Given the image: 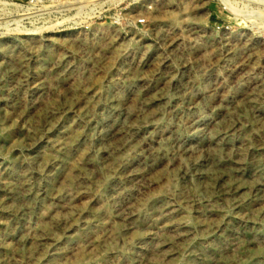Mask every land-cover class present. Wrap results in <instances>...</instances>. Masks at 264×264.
I'll return each instance as SVG.
<instances>
[{"label": "rangeland", "instance_id": "obj_1", "mask_svg": "<svg viewBox=\"0 0 264 264\" xmlns=\"http://www.w3.org/2000/svg\"><path fill=\"white\" fill-rule=\"evenodd\" d=\"M4 132L0 264H264V0H0Z\"/></svg>", "mask_w": 264, "mask_h": 264}, {"label": "bare ground", "instance_id": "obj_2", "mask_svg": "<svg viewBox=\"0 0 264 264\" xmlns=\"http://www.w3.org/2000/svg\"><path fill=\"white\" fill-rule=\"evenodd\" d=\"M231 8L234 9L233 7H231ZM7 135H8L7 132H4V133L0 134V137L5 139L7 137ZM7 252H8L7 248L0 245V253L3 254L4 256H6L8 254Z\"/></svg>", "mask_w": 264, "mask_h": 264}]
</instances>
